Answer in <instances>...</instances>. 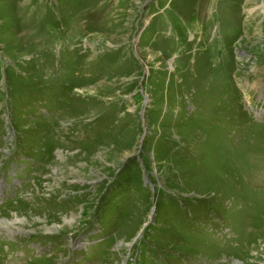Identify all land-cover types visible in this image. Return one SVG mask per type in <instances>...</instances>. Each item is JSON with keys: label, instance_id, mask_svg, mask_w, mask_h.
I'll list each match as a JSON object with an SVG mask.
<instances>
[{"label": "rangeland", "instance_id": "374dc122", "mask_svg": "<svg viewBox=\"0 0 264 264\" xmlns=\"http://www.w3.org/2000/svg\"><path fill=\"white\" fill-rule=\"evenodd\" d=\"M0 264H264V0H0Z\"/></svg>", "mask_w": 264, "mask_h": 264}]
</instances>
